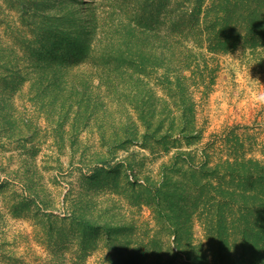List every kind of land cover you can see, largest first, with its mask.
<instances>
[{"label": "rangeland", "instance_id": "obj_1", "mask_svg": "<svg viewBox=\"0 0 264 264\" xmlns=\"http://www.w3.org/2000/svg\"><path fill=\"white\" fill-rule=\"evenodd\" d=\"M91 1L0 0V264H107L132 249L156 229L145 188L177 148L196 163L203 155L210 164L264 162V51L200 49L204 77L188 90L198 136L191 145L179 138L165 150L161 140H128L134 124L144 133L126 103L133 85L104 80L95 90L99 82L83 76V63L59 60L51 46L56 21L72 11L82 17ZM94 1L108 10L107 0ZM150 77L156 98H165L158 75ZM97 96L92 110L87 99ZM168 102L161 121L178 115ZM105 220L116 224L110 235ZM201 234L196 226L195 238Z\"/></svg>", "mask_w": 264, "mask_h": 264}, {"label": "trees", "instance_id": "obj_2", "mask_svg": "<svg viewBox=\"0 0 264 264\" xmlns=\"http://www.w3.org/2000/svg\"><path fill=\"white\" fill-rule=\"evenodd\" d=\"M107 3L108 10H103L94 0L87 2L82 17L72 11L56 21L57 38L51 46L61 52L59 60L81 61L83 76L99 82L95 90L104 80L108 87L115 82L122 89L133 85V97L126 103L144 133L140 135L134 124L126 139L161 140L165 150L179 138L191 145L198 136L188 90L204 77L196 62L200 49L213 53L242 46L252 56L264 51V0ZM62 68L71 69L69 64ZM154 73L165 98H156L151 89ZM100 99H87L92 110ZM168 100L178 115L177 121L166 115L165 126L161 117L169 109ZM154 116L160 121L152 120ZM145 189L155 231L136 239L132 249L111 254L107 264H264V162L240 156L210 164L203 155L196 163L190 152L177 148L158 182H149ZM113 225L103 222L107 235ZM196 226L201 238L194 236ZM120 242L128 240L122 237Z\"/></svg>", "mask_w": 264, "mask_h": 264}]
</instances>
